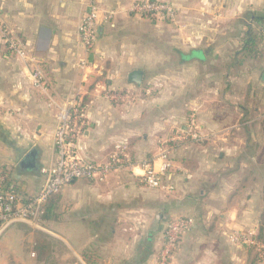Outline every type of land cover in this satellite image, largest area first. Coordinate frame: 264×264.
Wrapping results in <instances>:
<instances>
[{"label": "crops", "instance_id": "0c3cea01", "mask_svg": "<svg viewBox=\"0 0 264 264\" xmlns=\"http://www.w3.org/2000/svg\"><path fill=\"white\" fill-rule=\"evenodd\" d=\"M137 1L144 0H95L114 16L98 21L84 82L79 26L90 0H0V165L22 193L36 194L41 170L57 161V107L83 87L89 127L79 156L104 162L115 145H126L143 174L160 166L168 148L175 169L165 182L175 190L145 187L130 169L101 184L76 181L60 193L69 206L60 240L80 254L93 248L105 264H156L169 222L191 217L194 226L171 264H264L253 248L233 241L259 233L264 216V0H151L173 5V21L130 13ZM5 28L27 60L9 49ZM250 29L257 34L253 54L244 46ZM34 70L42 72L45 92L32 87ZM133 71L143 72L141 86L129 82ZM110 91L137 100L115 103ZM192 118L201 140L168 142L187 133ZM17 225L0 235V264L13 254L14 239L33 241ZM47 227L51 235V222Z\"/></svg>", "mask_w": 264, "mask_h": 264}, {"label": "built area", "instance_id": "2783aa9c", "mask_svg": "<svg viewBox=\"0 0 264 264\" xmlns=\"http://www.w3.org/2000/svg\"><path fill=\"white\" fill-rule=\"evenodd\" d=\"M89 9L90 11L83 17L79 26L83 56L78 66L84 82L88 81L90 75V55L98 38V21L101 15L105 20L114 16L112 11L103 12L96 5L95 0H90ZM129 11L136 16H149L162 21L175 20L177 12L170 3L151 0L134 2ZM3 32L9 49L14 51L20 59L27 60V51L14 38H10L11 31L5 28ZM29 77L33 88L43 92L47 90L44 76L40 70L32 71ZM86 95V90L80 87L76 97L68 105L57 107L58 126L54 135L57 161L55 165L43 167L41 170L44 183L36 194L29 196L22 193L12 179L10 172L0 166V232L19 222L32 226L39 224L42 221L44 208L48 201L60 194L65 187L79 180L101 184L106 182L111 174L130 169L145 187L168 193L175 190L173 186L165 182L167 175L175 169L168 148L164 149L158 157V160L162 161L160 166L156 168L154 162L153 165L146 166L143 174L135 172V168L128 157L126 145H115L109 158L104 162H87L79 156V140L89 127L85 107ZM106 97L115 103L127 105H132L137 100L134 93L121 91L107 92ZM49 105L50 107L56 106L53 102ZM201 138L196 121L192 118L189 131L173 137L168 142L187 141L188 139L201 140ZM193 226L194 219L191 217H180L169 222L156 264H171L180 240L191 231ZM257 235V231H251L243 235H235L233 241L250 246L256 251V255L260 259H264V242L258 241Z\"/></svg>", "mask_w": 264, "mask_h": 264}, {"label": "rangeland", "instance_id": "374dc122", "mask_svg": "<svg viewBox=\"0 0 264 264\" xmlns=\"http://www.w3.org/2000/svg\"><path fill=\"white\" fill-rule=\"evenodd\" d=\"M33 157L32 161H34ZM30 159L26 163V168L33 165ZM59 209L61 222H51V235L48 234V222L41 221L37 225L34 224V226H27L22 222L15 223L13 224V226L11 225L12 229H15L19 227V225L17 224H20L23 228L24 233L33 234V241L21 246V244L17 243V239H14L15 242L13 241L12 244L14 245H12L13 248H11L14 252L13 254H10L11 256L9 254H6V258L4 257L5 259H3V261H5L6 264H82L81 260H83L82 254L84 252L81 254L77 253V251H75L72 247H69L67 243L58 238L57 232L62 231V229L64 228L63 220L67 219H65V217L69 209V206L64 204L63 199ZM1 233L2 232H0V235ZM22 247L25 249V251H27L26 253L21 252ZM253 251L256 254V251L254 249ZM16 255H26V257L24 256L25 261L15 259L14 257ZM99 257L101 259L100 261L104 263V259L100 255ZM258 259L260 258L258 257Z\"/></svg>", "mask_w": 264, "mask_h": 264}, {"label": "trees", "instance_id": "16d2710c", "mask_svg": "<svg viewBox=\"0 0 264 264\" xmlns=\"http://www.w3.org/2000/svg\"><path fill=\"white\" fill-rule=\"evenodd\" d=\"M257 43V34L255 33L254 30H248L246 37H245V49H249L251 54L256 53L255 47ZM62 203V197L60 194L52 197L48 203L46 204L44 208V214L42 217V221L44 222H61V215L59 212V208ZM1 226V225H0ZM258 241L264 242V216L261 221V227L260 231L257 235ZM82 259L85 264H104L102 261H100L99 254L97 253L96 250L93 248L86 250L82 254Z\"/></svg>", "mask_w": 264, "mask_h": 264}, {"label": "water", "instance_id": "95a60500", "mask_svg": "<svg viewBox=\"0 0 264 264\" xmlns=\"http://www.w3.org/2000/svg\"><path fill=\"white\" fill-rule=\"evenodd\" d=\"M91 58H93V56ZM142 81H143V72H141V71H133L129 75V82L130 83L136 84L137 86H141ZM262 81L264 82V75L262 77ZM24 164H25V162L22 163L21 166L23 167Z\"/></svg>", "mask_w": 264, "mask_h": 264}]
</instances>
